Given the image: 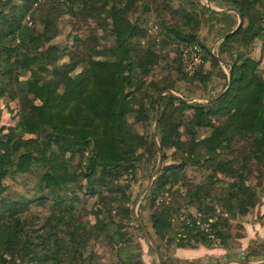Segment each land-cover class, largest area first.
Returning a JSON list of instances; mask_svg holds the SVG:
<instances>
[{
  "label": "trees",
  "instance_id": "trees-1",
  "mask_svg": "<svg viewBox=\"0 0 264 264\" xmlns=\"http://www.w3.org/2000/svg\"><path fill=\"white\" fill-rule=\"evenodd\" d=\"M216 1L234 15L199 0H0V264H145L128 251L131 186L158 157L157 103L167 164L140 208L162 263L179 264L170 246L230 248L231 222L264 194V0ZM239 17L216 54L200 41L205 22L222 37ZM220 81L216 99L187 102ZM242 254L264 262V242Z\"/></svg>",
  "mask_w": 264,
  "mask_h": 264
},
{
  "label": "rangeland",
  "instance_id": "rangeland-1",
  "mask_svg": "<svg viewBox=\"0 0 264 264\" xmlns=\"http://www.w3.org/2000/svg\"><path fill=\"white\" fill-rule=\"evenodd\" d=\"M199 1L204 7L209 6L214 11L228 12V14L234 15V13L231 10H229L227 7L219 5V2L216 0H199ZM220 28H221V22H219V23L205 22L204 24H202L201 30L198 34L200 41L203 42L210 49L211 53L216 54V52H217V47L220 43L219 39L221 38V36L218 35ZM256 56H258V55L256 54ZM195 65L197 66V63L192 64L190 67L189 66L185 67V64H184V71L187 73H192L196 67ZM221 68L224 71V73L226 74V76H228L229 72H228L227 68H225L223 65L221 66ZM211 87H213V90L210 91V87H208L207 93H204V92L199 91V90L196 91L194 93L193 97L187 99V102H189V103H191V102L205 103V102H208L210 99H213L214 97H216L217 95H219L220 93H222L226 89V88L223 89V81L216 82ZM177 88L181 91H186L188 93H191L194 90L193 87L187 86L185 84H179L177 86ZM173 93H174V95L180 97V95H178L177 93H175V92H173ZM211 94H212V97L210 96V98H209L208 95H211ZM10 109H12V110L14 109L13 104L10 106ZM154 117H155V113H154ZM11 120H12V114L5 113V114H3V120L1 121L0 124L10 125L12 123ZM153 126H154V122H153ZM153 126H152L151 134L153 133ZM158 157H157L156 161L154 162V164L151 163L147 166L145 164V166L142 167V169H140L138 171L137 176H136L137 178L135 181L132 182V186H131V189H132L131 201H132V203L130 205V208H131L132 212H133V210L135 211V214L141 220V222L145 226L146 230L148 231V234L151 237H153V236L151 235L152 230H151L149 218H148L149 214L147 213V211L142 210L140 208V206L143 204V199L145 198V196L143 197L142 193H143L145 187L148 185L149 179L154 180L156 177V176L155 177H153V176H154V173H155L157 166H158ZM166 164H167V161L163 160V158H162V162L160 164L159 171ZM144 169L146 171L145 173H143ZM191 171H192L193 176L197 180L203 178L201 170L192 168ZM227 186H228L227 182L222 177H220V179L216 181L215 190L217 192H225L227 189ZM190 210H191V212H194L193 209H190ZM132 216H133V214H132ZM231 223H232L231 235L235 240L229 244L228 247H230V248L227 249L228 251H231L233 253H246V252L252 251L253 249H256V246L258 244L263 243L264 242V194H262L261 202L257 206L256 209H254L245 218L240 219V220H236V221H232ZM136 225L138 226L137 223H136ZM134 226H135V224H134ZM140 231H141V229H140ZM134 233L136 234V237H137V243L134 246L128 247V251L131 252V255L136 254L137 252H140L141 256H142V260L144 261L145 264H158L155 252L152 249L147 237L142 233V231L141 232L134 231ZM206 250L208 252L211 251V249H208V248H206ZM176 252H177V250L173 246H170V247L166 248V251L164 250V255L167 257H170V258L172 257L174 259ZM241 258L242 259L244 258L243 254L241 255ZM108 259L109 258H107L106 260H108ZM178 261H179V264H213V263H208L209 261L206 259H204V260L200 259L198 261L194 260L192 262H188V261L187 262L186 261L180 262V260H178ZM242 261H244V260H242ZM260 262H261L260 260H256V258L254 256H252V257H250V262H248V263L256 264V263H260ZM229 264H231V263H229ZM233 264H239V263L234 262Z\"/></svg>",
  "mask_w": 264,
  "mask_h": 264
},
{
  "label": "water",
  "instance_id": "water-1",
  "mask_svg": "<svg viewBox=\"0 0 264 264\" xmlns=\"http://www.w3.org/2000/svg\"><path fill=\"white\" fill-rule=\"evenodd\" d=\"M206 8H207L208 10H210L211 12H213V13H217V14H228V12H218V11H214V10H213L211 7H209V6H207ZM241 24H242V20H241V17H239V21H238L237 27H236L233 31H231L230 33H228V34L222 36V37L219 39V41L221 42V41H223L225 38H227V37L233 35V34H234V33H235V32L241 27ZM216 59H218V58L216 57ZM228 76H229V75H228ZM227 88H228V87H227ZM227 88H226L222 93H220L219 95H217L216 97H214L213 99H216L218 96H220L221 94H223V93L227 90ZM163 95H169V96H175V97H177L176 95H174V93H173L172 91H164V92L160 95L159 99H160L161 96H163ZM159 99H158V100H159ZM211 100H212V99H210L209 101H211ZM157 125H158V103H157V105H156V110H155V117H154V126H153L152 138H153V142H154V144H155V146H156V148H157L158 156H159V157H158V166H157V169H156V171H155L153 177H155V176L158 175L159 168H160V164H161V162H162V155H161V151H160V148H159V146H158V141H157V138H156ZM152 181H153V179H149V181H148V185L145 187V189H144V191H143V193H142V196H143V197L146 195L147 191L149 190V188H150V186H151V184H152ZM132 214H133V217H134L136 223L138 224L139 228L141 229L142 233L147 237V239H148V241H149V243H150L152 249L154 250L155 255H156V257H157L158 264H163V263H162L161 256H160V253H159V250H158V248H157V246H156L154 240H153L152 237L148 234V231L146 230V228H145V226L143 225V223L141 222V220L137 217V215L135 214V211H134V210H133ZM235 262H236V263H239V264H252V263H246V262H243V261H235ZM256 264H264V262H260V263H256Z\"/></svg>",
  "mask_w": 264,
  "mask_h": 264
},
{
  "label": "crops",
  "instance_id": "crops-1",
  "mask_svg": "<svg viewBox=\"0 0 264 264\" xmlns=\"http://www.w3.org/2000/svg\"><path fill=\"white\" fill-rule=\"evenodd\" d=\"M177 252L174 256L175 259L180 261H198L200 259H206L208 263L217 264H233L235 261L241 260L242 253H233L231 251L214 248L211 251H207L205 247H198L196 249H176ZM231 258V259H230ZM230 259V260H229Z\"/></svg>",
  "mask_w": 264,
  "mask_h": 264
},
{
  "label": "built area",
  "instance_id": "built-area-1",
  "mask_svg": "<svg viewBox=\"0 0 264 264\" xmlns=\"http://www.w3.org/2000/svg\"><path fill=\"white\" fill-rule=\"evenodd\" d=\"M182 60L185 64V66H191L194 63H197V65L200 63V56H199V49L198 47L194 46L192 48H188L182 51ZM196 66V65H195ZM194 67V66H193ZM181 220L185 219V216L183 214L179 217ZM194 218H198L197 215H194ZM212 223V220L208 221H196V225L200 228V230L206 234H210V224ZM210 239H213L211 235H209Z\"/></svg>",
  "mask_w": 264,
  "mask_h": 264
}]
</instances>
